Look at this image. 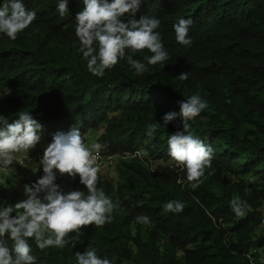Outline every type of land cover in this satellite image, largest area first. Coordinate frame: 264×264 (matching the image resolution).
<instances>
[{
	"label": "trees",
	"instance_id": "obj_1",
	"mask_svg": "<svg viewBox=\"0 0 264 264\" xmlns=\"http://www.w3.org/2000/svg\"><path fill=\"white\" fill-rule=\"evenodd\" d=\"M22 2L36 19L14 41L0 34V116L12 123L27 111L42 126L36 147L20 152L30 156H43L57 132L75 127L93 137L104 146L103 156L116 158L115 178L99 175L97 187L120 205L110 223L81 228L74 248L69 243L41 251L29 240L36 264H76L75 254L87 248L112 264H251V252L264 264V0H141L121 20L158 18L156 31L170 59L139 76L121 60L103 77L87 70L79 51L75 17L83 0H68L64 17L59 0ZM180 18L193 21L191 46L175 39ZM149 55L144 50L134 58L146 63ZM183 72L186 80L178 77ZM191 95L208 107L190 121V130L214 149L195 189L167 144L182 130L178 102ZM170 112L176 119L147 136V125L163 124ZM34 166L10 165L19 183L0 179V206L26 199L24 186L44 175ZM73 190L87 192L79 176L71 177ZM235 197L251 205L244 217L230 207ZM172 200L184 210L165 212ZM141 214L151 226L136 221ZM0 239L13 246L7 234Z\"/></svg>",
	"mask_w": 264,
	"mask_h": 264
},
{
	"label": "clouds",
	"instance_id": "obj_2",
	"mask_svg": "<svg viewBox=\"0 0 264 264\" xmlns=\"http://www.w3.org/2000/svg\"><path fill=\"white\" fill-rule=\"evenodd\" d=\"M140 3L141 0H83L84 8L75 17V35L80 42L79 51L87 61V70L92 75L103 77L106 70L126 60L139 76L149 71V65L163 66L170 59L161 34L156 31L160 26L158 18L141 16L128 22L121 20L125 13L134 14ZM57 12L61 17L68 14V0H59ZM35 19L36 12L27 9L22 0H4L0 5V34L14 41ZM192 23L190 18H180L173 25L175 39L180 45L191 46L189 29ZM144 50L151 53L144 56L146 63L134 58ZM178 77L186 80L187 72ZM178 103L182 130L168 137V155L178 167L186 170V179L195 189L202 183L205 169L211 167L214 149L192 133L190 121L208 104L200 95H191ZM177 115L176 112L166 113L163 124H148L146 135L153 137L159 126L165 127ZM41 127L27 111H20L12 123L0 116V166L7 168L16 160V153L34 149L41 139ZM102 147L100 143L89 146L79 128L53 134L40 160L44 175L34 184L24 186L26 199L14 206H0V237L7 234L13 241L9 248L0 239V264H36V257L30 254L29 240H34L41 251L49 247L63 249L69 243L74 248L82 235L81 228L102 227L112 221L111 214L120 205L97 187L101 171L98 157ZM57 171L62 176H79L87 192H64L56 183ZM184 207L182 202L172 200L164 204L163 210L180 213ZM230 207L238 217H244L252 210L251 205L239 197L230 201ZM136 221L152 224L150 217L143 214L138 215ZM71 233H76L75 237ZM75 260L76 264H112L108 258L99 257L94 248L77 252Z\"/></svg>",
	"mask_w": 264,
	"mask_h": 264
},
{
	"label": "rangeland",
	"instance_id": "obj_3",
	"mask_svg": "<svg viewBox=\"0 0 264 264\" xmlns=\"http://www.w3.org/2000/svg\"><path fill=\"white\" fill-rule=\"evenodd\" d=\"M89 146L94 143L93 137H87ZM23 155V153L17 154L16 159L20 158ZM27 166L35 167L32 163H27ZM114 165H116V160H114L113 165L108 166L107 168H104L100 171L99 175L103 178L111 179L114 177V170L116 172V168H114ZM115 178V177H114ZM0 179L4 182L10 181L13 183H19V179L13 174V170L8 166L7 168H4L3 166H0ZM116 180V179H115ZM71 182V177L68 175H60L59 172H56V183L60 185V187L64 190V192L68 191L69 183Z\"/></svg>",
	"mask_w": 264,
	"mask_h": 264
},
{
	"label": "built area",
	"instance_id": "obj_4",
	"mask_svg": "<svg viewBox=\"0 0 264 264\" xmlns=\"http://www.w3.org/2000/svg\"><path fill=\"white\" fill-rule=\"evenodd\" d=\"M86 143L89 144L87 138H86ZM123 157L127 158V156H123ZM41 158H42V156L40 154L35 155V156L23 154L20 158L16 159V162H18L20 165H26L27 163H32L34 165L42 167V165L40 164ZM115 159H116L115 157H105V156H103L102 153H99L98 164L100 165L101 170H103L104 168H107L110 165H113ZM252 254L253 253L251 252L248 255V257L250 258L251 264H257L253 260Z\"/></svg>",
	"mask_w": 264,
	"mask_h": 264
}]
</instances>
